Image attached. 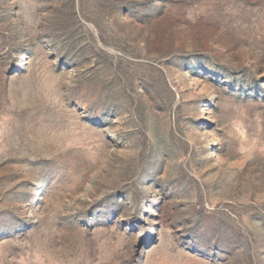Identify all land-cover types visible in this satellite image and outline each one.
<instances>
[{
    "label": "rangeland",
    "instance_id": "374dc122",
    "mask_svg": "<svg viewBox=\"0 0 264 264\" xmlns=\"http://www.w3.org/2000/svg\"><path fill=\"white\" fill-rule=\"evenodd\" d=\"M0 264H264V0H0Z\"/></svg>",
    "mask_w": 264,
    "mask_h": 264
}]
</instances>
